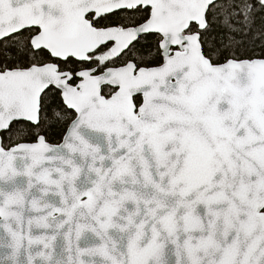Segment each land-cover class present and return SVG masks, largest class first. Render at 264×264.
<instances>
[{"label": "snow or ice", "instance_id": "6c2138e0", "mask_svg": "<svg viewBox=\"0 0 264 264\" xmlns=\"http://www.w3.org/2000/svg\"><path fill=\"white\" fill-rule=\"evenodd\" d=\"M0 264H264V0H0Z\"/></svg>", "mask_w": 264, "mask_h": 264}]
</instances>
